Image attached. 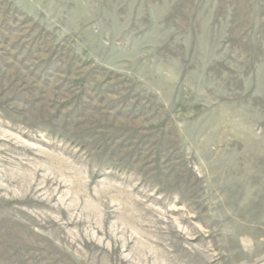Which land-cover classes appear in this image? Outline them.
Masks as SVG:
<instances>
[{
	"label": "rangeland",
	"instance_id": "1",
	"mask_svg": "<svg viewBox=\"0 0 264 264\" xmlns=\"http://www.w3.org/2000/svg\"><path fill=\"white\" fill-rule=\"evenodd\" d=\"M0 264H264V0H0Z\"/></svg>",
	"mask_w": 264,
	"mask_h": 264
}]
</instances>
